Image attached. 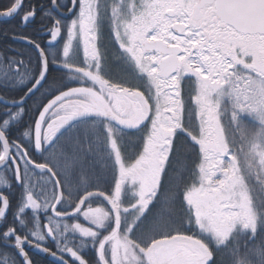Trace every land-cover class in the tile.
I'll list each match as a JSON object with an SVG mask.
<instances>
[{"label": "snow or ice", "instance_id": "obj_1", "mask_svg": "<svg viewBox=\"0 0 264 264\" xmlns=\"http://www.w3.org/2000/svg\"><path fill=\"white\" fill-rule=\"evenodd\" d=\"M13 18L0 264H264V0H0Z\"/></svg>", "mask_w": 264, "mask_h": 264}, {"label": "trees", "instance_id": "obj_2", "mask_svg": "<svg viewBox=\"0 0 264 264\" xmlns=\"http://www.w3.org/2000/svg\"><path fill=\"white\" fill-rule=\"evenodd\" d=\"M7 31L9 33V35L12 33V32H24L25 34H28L32 31V26H28L26 27L25 29L21 28L18 24V19L15 20V21H12V22H9V23H6V24H1L0 25V35L2 37H0V43L4 42L5 40H7L8 38L5 37L3 35V33ZM8 43L11 45V46H18L15 41H11V40H8Z\"/></svg>", "mask_w": 264, "mask_h": 264}, {"label": "water", "instance_id": "obj_3", "mask_svg": "<svg viewBox=\"0 0 264 264\" xmlns=\"http://www.w3.org/2000/svg\"><path fill=\"white\" fill-rule=\"evenodd\" d=\"M13 19H15V18H13ZM13 19H10V20H8V19H5V20H0V23H7V22H10V21H12ZM26 28V27H25Z\"/></svg>", "mask_w": 264, "mask_h": 264}, {"label": "flooded vegetation", "instance_id": "obj_4", "mask_svg": "<svg viewBox=\"0 0 264 264\" xmlns=\"http://www.w3.org/2000/svg\"><path fill=\"white\" fill-rule=\"evenodd\" d=\"M18 18H15V19H13L12 21H15V20H17ZM12 21H10V22H12ZM7 23H9V22H7ZM1 24H6V23H0V25ZM23 29H25V28H23ZM0 37H2L1 35H0Z\"/></svg>", "mask_w": 264, "mask_h": 264}]
</instances>
